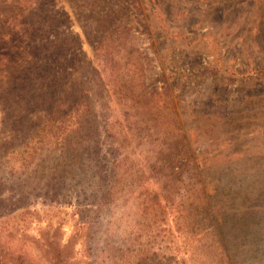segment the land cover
Here are the masks:
<instances>
[{
	"label": "rangeland",
	"instance_id": "374dc122",
	"mask_svg": "<svg viewBox=\"0 0 264 264\" xmlns=\"http://www.w3.org/2000/svg\"><path fill=\"white\" fill-rule=\"evenodd\" d=\"M33 1L0 0V48L13 57L14 77L11 90L0 95V131L8 124L17 129L14 110L40 109L53 90L69 84L87 90L94 109L85 127L97 128L98 136L88 139L83 158L98 152L109 161L125 157L120 172L129 175L122 186L134 179L175 199L177 188L185 190L181 182L199 179L203 195L188 191L203 197L192 205V222L218 235H179L169 220L144 231L130 190L116 198L112 230L133 234L171 264H183L186 249L196 252L189 264H264V0ZM18 17L26 23L24 36L6 22ZM128 53L141 65L134 94H161L168 122L160 131L138 115L140 103L126 97L130 78L123 75L134 70L123 64ZM16 138L3 140L0 132L9 156L23 151ZM42 157L17 172L11 170L17 159L0 158V199L11 202L0 207V232L14 234H2L0 245L33 264H50L31 242L40 230L58 228L64 243L82 225L74 204L55 205L40 188L29 193V214L8 217L20 205L16 185L34 183ZM103 217L102 231L105 210ZM80 238L75 263L105 264L104 257L89 256L92 238ZM95 238L101 242L105 232ZM0 264H10L8 257Z\"/></svg>",
	"mask_w": 264,
	"mask_h": 264
},
{
	"label": "trees",
	"instance_id": "16d2710c",
	"mask_svg": "<svg viewBox=\"0 0 264 264\" xmlns=\"http://www.w3.org/2000/svg\"><path fill=\"white\" fill-rule=\"evenodd\" d=\"M37 1L34 0L33 2L36 3ZM33 2L30 4L33 5ZM21 19L22 17L9 18L6 21L9 26L13 27V33L18 36L27 34L26 23L22 22ZM129 51L134 50L129 49ZM129 54L131 53L126 55L123 64L127 66L131 63L134 70L123 75V78L125 76L130 78L131 94L126 97L130 96V98L136 99L141 107L138 115L154 122L153 131H160L163 125L168 122V118L162 114L164 106L159 104L161 94L157 91L146 94L142 92L140 95L134 94L135 86H141V81L140 84H137V79L141 78L138 73L141 65L135 61L130 62ZM12 60L13 57L9 53V49L0 48V95H6L9 89L11 90L10 87L13 86L14 77L11 75L8 66ZM31 63L29 62L25 68L27 73L28 71L32 72V69L28 68ZM76 86L69 84L66 88H62L60 93L53 90L52 94L50 92L47 96L43 94L45 98L43 97L41 100L43 106L40 109L30 105L26 109H15L14 112H17V119H20L21 124L18 125L17 129L8 124V127H2L0 131L3 140L13 139L14 136H17L16 142L19 141L23 144L21 153L16 155L12 153L9 156L4 144L0 143V158H6L7 162L13 159L20 162L17 169L11 167L13 172L27 168L37 160L38 154L43 155L39 161L42 168L31 175L32 178H36L34 183H28L27 187L22 184L16 185L18 189L14 192V196L17 198L16 203L20 205L16 210L14 209L13 213L8 214V217L16 214L20 217L29 214V193L40 188L41 191L45 190V194L48 192L52 194L50 199L55 205L66 202L74 204L82 222V225H76L73 235L64 243L58 228L40 230L38 236L32 237L31 242L42 252L45 259L50 264H76L74 261L75 250L82 236L85 242L92 238L87 245L89 256H93L94 259L104 257L105 264H171L168 263L169 257L165 259L164 254H159L157 251H152L150 247H145L134 238L133 234L123 237L118 234L117 230L111 229L110 226L114 225V222H111L112 209L115 208L116 198H119L118 195L123 190H130L135 195V210L140 215L144 231L153 225L157 228L163 223H168L169 220L173 223L174 231L179 235L187 234V236L202 239L207 237L210 240L213 236L217 237L218 234L214 229L209 232L203 227H197L192 222V205L195 202L196 204L200 203L203 197L199 196L195 199L196 194L188 193V191H195L197 194L203 195L199 179L192 184L183 183L181 179H177L181 182V188L185 190L181 192L177 188L178 198L175 199L169 194L162 193V189L153 190L144 185L143 182L136 183L134 179L128 180L129 183L122 186L121 181L124 174L129 175L127 170L122 169L120 172V166L122 167L126 161L125 157L114 158L109 161L105 153L97 151V157L83 158L89 146L88 139L93 136L96 138L98 129L85 127L94 106L88 100V91L85 89L77 90ZM107 91L105 84V93ZM167 104L164 102L165 108H167ZM20 130L23 133L18 139ZM109 166L112 168L109 169ZM131 177L133 178L134 175ZM6 203L10 204L11 202L0 199V207L5 206ZM104 210L105 225L107 226L102 231L104 220L102 212ZM106 214H108L109 219L106 218ZM102 232H105V238L100 242V238H95V235ZM2 234L7 237L14 236L12 231L8 233L1 231L0 237ZM186 250L188 259H182L183 264H189V261L194 260V257L196 258L194 249L191 252ZM201 253L203 254V252ZM6 256L10 264H33L26 255L8 252L0 245V261ZM199 264H205V262L200 261Z\"/></svg>",
	"mask_w": 264,
	"mask_h": 264
}]
</instances>
